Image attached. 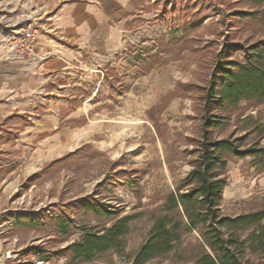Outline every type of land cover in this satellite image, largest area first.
Returning a JSON list of instances; mask_svg holds the SVG:
<instances>
[{
    "label": "rangeland",
    "instance_id": "374dc122",
    "mask_svg": "<svg viewBox=\"0 0 264 264\" xmlns=\"http://www.w3.org/2000/svg\"><path fill=\"white\" fill-rule=\"evenodd\" d=\"M14 1L0 0V27L2 18L13 19ZM32 1L51 2H22ZM144 8L146 15L133 23L132 39L112 62L85 80L60 79L61 98L46 97L29 116L0 115V264H133L162 200L197 157L202 89L213 68L239 59L229 45L264 39L257 19L234 16L250 11L244 0H148ZM21 11L28 13L29 7ZM240 105L247 109L241 122L233 117L213 138L240 137L250 128L246 116L264 124V104ZM252 138L248 134L245 143ZM250 162L227 163L228 188L220 207L225 215L264 206V187L256 181L264 171ZM81 198L136 215L122 252L110 250L81 263L70 261L67 252L58 254L80 239L83 228L110 225L104 216L79 211L74 203ZM20 213L30 221L16 224L14 215ZM65 214L73 221L62 235L54 218ZM200 241L197 231L188 232L175 251L145 264H179L175 253H196ZM36 246L52 252L48 261L28 255Z\"/></svg>",
    "mask_w": 264,
    "mask_h": 264
},
{
    "label": "trees",
    "instance_id": "16d2710c",
    "mask_svg": "<svg viewBox=\"0 0 264 264\" xmlns=\"http://www.w3.org/2000/svg\"><path fill=\"white\" fill-rule=\"evenodd\" d=\"M244 2L249 5L250 11H239L234 16L239 20L253 17L264 26V0ZM208 13L209 10L197 16L194 23ZM187 30L184 27L183 33ZM229 46L233 52L240 54L239 59L216 64L209 86L202 89L197 157L190 162L191 169L176 189L162 200L146 239L131 258L133 264H145L170 254L177 249L185 234L192 231H197L201 239L196 253H186L183 249L179 254L175 253L176 263L264 264V206L229 216L223 214L220 208L230 159L251 158V166L259 173L264 171V144L261 143L264 124L246 116L244 119H248L250 128L240 137L232 133L226 137H212L213 131H222L230 126L233 117L235 123L241 122L247 110L241 107L242 102H246L247 106L264 104V39ZM19 116L16 114L9 118ZM248 134L253 135V140L246 144ZM74 204L81 212L101 215L111 222L108 227L95 228L94 231L83 228L80 239L60 249L58 254L67 252L70 261L81 263L95 260L110 250L117 253L123 251L125 237L136 215H121L112 206L91 198H81ZM14 217L16 224L27 223L31 218L23 213ZM54 220L58 233L62 235L73 221L66 214L55 216ZM32 222L35 221L32 219ZM39 247L28 248V255L48 261L52 252Z\"/></svg>",
    "mask_w": 264,
    "mask_h": 264
},
{
    "label": "crops",
    "instance_id": "0c3cea01",
    "mask_svg": "<svg viewBox=\"0 0 264 264\" xmlns=\"http://www.w3.org/2000/svg\"><path fill=\"white\" fill-rule=\"evenodd\" d=\"M22 1L13 2L11 22L22 16L36 22L35 51L44 59L12 57L0 48V115L29 116L46 97L61 98L60 79L76 75L85 80L112 62L132 39L133 23L146 15L148 0H51L43 5ZM24 6L28 13L21 11ZM256 181L264 187V173Z\"/></svg>",
    "mask_w": 264,
    "mask_h": 264
},
{
    "label": "built area",
    "instance_id": "2783aa9c",
    "mask_svg": "<svg viewBox=\"0 0 264 264\" xmlns=\"http://www.w3.org/2000/svg\"><path fill=\"white\" fill-rule=\"evenodd\" d=\"M2 21L4 24L0 27V48L12 57L44 59V57L38 56L35 51L39 31L33 19H23L22 16L20 21L11 22L5 18H2Z\"/></svg>",
    "mask_w": 264,
    "mask_h": 264
}]
</instances>
